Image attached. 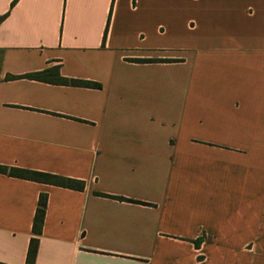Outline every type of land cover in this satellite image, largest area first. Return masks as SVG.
Returning a JSON list of instances; mask_svg holds the SVG:
<instances>
[{"label": "crops", "instance_id": "1", "mask_svg": "<svg viewBox=\"0 0 264 264\" xmlns=\"http://www.w3.org/2000/svg\"><path fill=\"white\" fill-rule=\"evenodd\" d=\"M13 1L0 165L84 189L0 175V264L40 194L35 264H264V0ZM51 67L100 89L3 80Z\"/></svg>", "mask_w": 264, "mask_h": 264}, {"label": "trees", "instance_id": "2", "mask_svg": "<svg viewBox=\"0 0 264 264\" xmlns=\"http://www.w3.org/2000/svg\"><path fill=\"white\" fill-rule=\"evenodd\" d=\"M17 0H14L11 3V7L16 3ZM7 14L0 16V23L4 20ZM103 35V41L105 39V33ZM1 57L2 51H0V67H1ZM133 63H148V62H174L172 60H129ZM16 79H29L43 83H49L53 85H61V86H72V87H82L88 89H100V85L90 81H82V80H75V79H66L60 76L58 67H51L45 69L40 72L26 74L22 76H11L5 75L3 78L4 81H11ZM0 175H4L10 178H16L20 180H26L31 182H36L40 184H45L54 187H60L65 189H70L74 191H82L84 189V182L79 180H74L70 178L61 177L54 174L32 171L27 169H21L16 167H9L0 165ZM95 195H99L102 197H106L105 195L95 193ZM119 200H123V198H117ZM46 200L47 196L45 194H40L38 196L36 208L34 211L32 225H31V238L28 243L26 257L24 264H35L37 249H38V237L41 234L45 209H46ZM202 241V237H199L197 240L193 241V244L196 248L199 247Z\"/></svg>", "mask_w": 264, "mask_h": 264}, {"label": "rangeland", "instance_id": "3", "mask_svg": "<svg viewBox=\"0 0 264 264\" xmlns=\"http://www.w3.org/2000/svg\"><path fill=\"white\" fill-rule=\"evenodd\" d=\"M1 68V67H0ZM0 78H1V71H0Z\"/></svg>", "mask_w": 264, "mask_h": 264}]
</instances>
